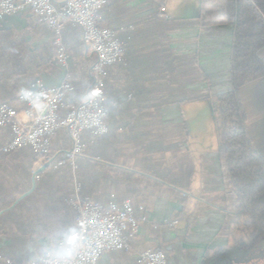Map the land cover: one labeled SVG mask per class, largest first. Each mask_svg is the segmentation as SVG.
Segmentation results:
<instances>
[{"label":"crops","instance_id":"obj_1","mask_svg":"<svg viewBox=\"0 0 264 264\" xmlns=\"http://www.w3.org/2000/svg\"><path fill=\"white\" fill-rule=\"evenodd\" d=\"M238 1L224 0L225 19L208 27L200 25L201 0H177L168 10L164 4L163 14L156 8L157 0H108L99 11L98 24L117 33L123 55L119 63L107 67L105 99L108 82L112 98L120 100L112 105L115 116L106 123L109 134L88 149L85 145L83 155L76 159L80 162L76 172L82 180V196L106 208L129 200L138 229L129 233V251L104 252L97 264H143L140 253L148 248L163 251L168 264H199L208 250L228 244L222 231L228 213L212 100L182 106L174 101L207 93L213 97L231 87L227 55L233 23H238V35L244 36L250 52L249 67L240 72L237 92L246 135L264 158V44L257 42L252 8ZM14 15L0 23V30H11L22 38L27 54L48 45L51 33L30 9ZM73 27L66 26L64 44L74 45L79 39L81 29ZM66 52L67 67L53 58L48 70L0 89V98L14 95L17 88H27L37 79L57 86L66 75L77 87L87 81L81 90L85 93L92 56L86 51L85 60L80 56L73 60ZM260 65L263 69L256 73ZM195 102H199L194 105L197 119L190 124L183 108ZM10 105L18 111L24 107L18 99ZM105 108L109 109L106 100ZM195 125L199 131L210 130L212 125L216 133V143L203 146L197 158L189 151L190 139L197 137L192 130ZM87 135L83 134L85 143ZM9 139L10 133L0 138V144ZM52 144L55 159L62 158L69 146L65 131H58ZM41 167V160L24 150L0 155V199L23 189L12 206L26 197L11 226L0 234V264H6L5 257L24 264L45 249L56 252L59 239L75 230L74 212L65 204V198L72 195L70 166L45 167L40 175L48 169L56 172L36 188L33 171Z\"/></svg>","mask_w":264,"mask_h":264},{"label":"built area","instance_id":"obj_2","mask_svg":"<svg viewBox=\"0 0 264 264\" xmlns=\"http://www.w3.org/2000/svg\"><path fill=\"white\" fill-rule=\"evenodd\" d=\"M108 0H0V16L14 15L30 9L36 21L44 24L51 33V45L56 62L67 67L69 56L63 46L62 32L70 23L81 29V39L92 56L89 68V87L82 99L61 113L66 96L73 91L68 75L53 87L37 79L31 86L17 92V99L24 104L18 111L8 103L0 104V127H7L10 139L0 144V154L21 147H30L41 160L42 166L58 169L69 164L72 177V195L67 203L74 211L75 230L57 242L67 255L59 264H97L107 251H129V233L138 229V221L129 200L120 204L110 203L106 208L88 196H81V183L77 178L76 158L83 155V134L103 135L108 131L104 122L106 113L104 79L107 67L119 63L122 50L117 33L99 26L97 12ZM164 7L159 9L163 14ZM20 113L22 116H20ZM65 131L69 146L62 158L55 159L52 138L58 131ZM40 173L33 171V179ZM51 249H45L24 264H57L59 259ZM6 264H18L5 257ZM143 264H168L163 251L148 248L140 253Z\"/></svg>","mask_w":264,"mask_h":264},{"label":"trees","instance_id":"obj_3","mask_svg":"<svg viewBox=\"0 0 264 264\" xmlns=\"http://www.w3.org/2000/svg\"><path fill=\"white\" fill-rule=\"evenodd\" d=\"M239 3L250 5L252 8L253 17L256 20L254 31L257 33V42L264 44V0H239ZM163 5V0H157V9H160ZM99 11L97 12L96 21ZM200 12L201 26L216 25L220 20L222 22L226 16L224 0H201ZM230 19L232 20V17ZM67 25L72 24L68 23ZM237 25L238 23H233L230 57L231 87L215 94L213 97L207 93L196 97L184 96L176 98L174 101L179 106H182L195 100L211 99L212 116L219 137L217 156L223 182L225 183L226 209L228 213L227 219L223 223L222 231L223 235L228 239V244L208 250L199 264H264V158L252 147L245 132V116L238 96L237 86L240 72L249 67L246 57L250 52V47L245 45L244 36L238 35ZM76 27L78 26H74L73 29L76 30ZM63 46L71 54L73 60L79 56L82 58L81 60H85V53L88 50L82 42L81 34L79 39L76 37L74 45H67L63 42ZM53 58L54 52L51 41L41 49L30 50L27 54L22 38H16L11 30H0V89H4L5 86L13 83V81L19 85L22 77H30L42 70H48L51 67ZM262 69L261 65L258 66L256 73L261 72ZM106 83L107 97L105 100L106 107L109 109L106 110L104 116L105 123L108 122V118L115 116L112 105L118 104L120 100L112 98L111 92L108 91V82ZM73 87V91L65 98L64 106L61 110L62 114H65L82 99L84 92L81 90L87 87V81H84L82 87L74 86V84ZM22 88L25 87L17 88L14 95L0 98V104H10L11 101L17 99V92ZM106 125L108 128V124ZM109 132L108 129L105 134L99 136H91L87 133V143L83 140L86 148L88 149L89 144L93 146L97 141L106 137ZM8 134L9 129L7 127H0V138L6 137ZM21 150L32 154L34 159L39 158L30 147H21L4 155L13 154ZM75 162L78 169L80 162L78 160H75ZM64 165L69 164L66 163ZM55 172L56 170L48 169L41 174L39 180L35 182L36 188L46 184L48 178L53 176ZM77 178L81 183L82 189V180L78 175ZM24 191V189L19 190L8 199H0V211L6 209L0 215V234L11 226L10 223L13 222L17 212L20 210L21 203L26 197L14 206L12 204ZM70 197L65 198V204L72 209L67 203Z\"/></svg>","mask_w":264,"mask_h":264},{"label":"rangeland","instance_id":"obj_4","mask_svg":"<svg viewBox=\"0 0 264 264\" xmlns=\"http://www.w3.org/2000/svg\"><path fill=\"white\" fill-rule=\"evenodd\" d=\"M175 1H177V0H166V2L164 3L165 8L167 10L170 9L172 4L175 3ZM198 103L199 102H195V103L189 104L183 108V111L185 112V117L190 124L196 123L198 111L196 109H194V107H196L194 105H199ZM208 124H209V119H208ZM192 130H195L194 133L197 134V137L190 139L189 151L194 158H197L200 155V152H201V149L203 148V146L209 147L213 144V142L216 143V138H215L216 133H215L214 126H212V125L210 127V130H209V128L204 127L201 131H199L198 128L196 127V125H195V127H193Z\"/></svg>","mask_w":264,"mask_h":264},{"label":"water","instance_id":"obj_5","mask_svg":"<svg viewBox=\"0 0 264 264\" xmlns=\"http://www.w3.org/2000/svg\"><path fill=\"white\" fill-rule=\"evenodd\" d=\"M15 15H1L0 16V23H3V21H8L10 18L14 17ZM232 34H233V26H232V30H231V39H230V43H229V51H228V65H229V69L231 68V64H230V57H231V44H232ZM46 167V165L44 167H41L39 169H37L35 172L36 173H40L44 168ZM35 181L34 179H32V185L34 186Z\"/></svg>","mask_w":264,"mask_h":264},{"label":"clouds","instance_id":"obj_6","mask_svg":"<svg viewBox=\"0 0 264 264\" xmlns=\"http://www.w3.org/2000/svg\"><path fill=\"white\" fill-rule=\"evenodd\" d=\"M54 255H55L56 257L59 258V259L57 260V264H59V260L64 259V257L67 255V253L65 252L64 249H58V250L54 253ZM65 264H67V261H65Z\"/></svg>","mask_w":264,"mask_h":264}]
</instances>
